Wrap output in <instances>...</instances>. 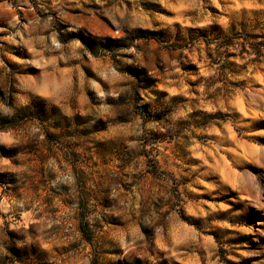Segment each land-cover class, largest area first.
I'll use <instances>...</instances> for the list:
<instances>
[{"label": "clouds", "instance_id": "obj_1", "mask_svg": "<svg viewBox=\"0 0 264 264\" xmlns=\"http://www.w3.org/2000/svg\"><path fill=\"white\" fill-rule=\"evenodd\" d=\"M0 264H264V0H0Z\"/></svg>", "mask_w": 264, "mask_h": 264}]
</instances>
